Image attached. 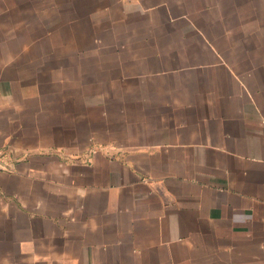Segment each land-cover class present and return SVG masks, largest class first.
Here are the masks:
<instances>
[{
	"label": "crops",
	"instance_id": "crops-1",
	"mask_svg": "<svg viewBox=\"0 0 264 264\" xmlns=\"http://www.w3.org/2000/svg\"><path fill=\"white\" fill-rule=\"evenodd\" d=\"M212 1L0 0V264H264L260 9Z\"/></svg>",
	"mask_w": 264,
	"mask_h": 264
},
{
	"label": "rangeland",
	"instance_id": "rangeland-1",
	"mask_svg": "<svg viewBox=\"0 0 264 264\" xmlns=\"http://www.w3.org/2000/svg\"><path fill=\"white\" fill-rule=\"evenodd\" d=\"M213 4H228L229 6H238V5H253L260 9V16H261V24H260V31H261V45L264 47V0H213ZM234 31H237L236 26H234ZM231 30L233 28L231 27ZM107 62V61H106ZM103 63V62H102ZM108 63V62H107ZM75 78H69V83H66L64 76L58 75L53 78V88H57L59 91H62L65 95L71 94V89L75 87L72 80ZM47 89V87H46ZM55 92V91H54ZM55 94V93H54ZM92 93H86L85 95H89V100H91ZM55 99V95H54Z\"/></svg>",
	"mask_w": 264,
	"mask_h": 264
}]
</instances>
